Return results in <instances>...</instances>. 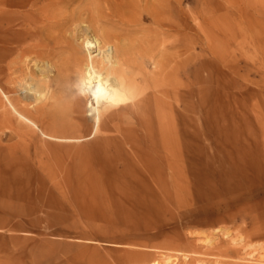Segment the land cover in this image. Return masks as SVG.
Wrapping results in <instances>:
<instances>
[{
    "label": "rangeland",
    "instance_id": "obj_1",
    "mask_svg": "<svg viewBox=\"0 0 264 264\" xmlns=\"http://www.w3.org/2000/svg\"><path fill=\"white\" fill-rule=\"evenodd\" d=\"M78 14L148 81L98 128ZM168 258L264 264V0H0V264Z\"/></svg>",
    "mask_w": 264,
    "mask_h": 264
},
{
    "label": "bare ground",
    "instance_id": "obj_2",
    "mask_svg": "<svg viewBox=\"0 0 264 264\" xmlns=\"http://www.w3.org/2000/svg\"><path fill=\"white\" fill-rule=\"evenodd\" d=\"M80 18L81 14H78L77 17L65 20L63 23L50 25L49 27L64 29L67 25H74L78 22L80 24L89 23V26L87 27H82L84 26L82 25L78 28L79 30L83 29L80 33H78L79 36L77 37V41H81V46L71 45L69 49L75 56L78 55L79 51L81 52L82 49L87 52V61L85 64L86 71L84 72V75L81 77L79 76L80 85L78 86L79 88L84 87L86 92L93 99L92 101L94 102L95 107L91 106L90 113L95 120L96 127L98 128L100 125L102 126L101 123L103 120V113H105L103 110H112L116 107H124L125 104L136 98L137 92L142 87L147 85L148 81L142 78V86H140L134 77L129 75L131 60L128 59V56L131 55L133 49L129 46L126 47L125 45L120 44L119 36L112 34L110 31V33L103 31H99L100 33L97 32L94 25L98 23L100 18L96 19V16L95 18L90 16L89 19H85L86 21L84 19L81 20ZM40 32H42V30L37 31L35 38H39L38 36H40ZM82 33H84V35H82ZM92 34H94V36H91ZM112 41H115L116 43H113ZM62 42L63 38L61 37H49L43 42L39 41L35 48H46L47 50L50 49L54 51L62 44ZM36 55L38 57L41 53H36ZM34 65L37 69L39 79L30 76L27 81H24L25 83L23 84V89H25L26 93H28L30 97L38 101L42 99V96H44L45 89L49 88L51 78L54 77V69L48 62L44 64L45 68L43 69L37 64ZM68 77L69 76L66 75V70L64 71V69H60L57 72L56 82L59 85L66 84L68 83ZM162 261L163 264L171 263L170 258ZM145 264H159V262L153 261Z\"/></svg>",
    "mask_w": 264,
    "mask_h": 264
}]
</instances>
